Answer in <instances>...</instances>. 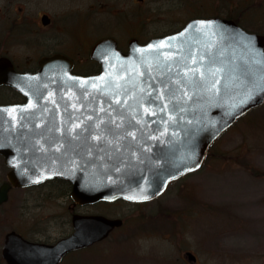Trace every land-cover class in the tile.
Returning <instances> with one entry per match:
<instances>
[{
  "label": "water",
  "instance_id": "water-1",
  "mask_svg": "<svg viewBox=\"0 0 264 264\" xmlns=\"http://www.w3.org/2000/svg\"><path fill=\"white\" fill-rule=\"evenodd\" d=\"M94 44L96 74L54 58L24 86V105L0 107V153L18 184L70 183L77 203H140L197 170L208 147L264 103V36L222 19H192L178 32ZM76 227L67 248L104 238L119 220ZM62 247V245L60 246Z\"/></svg>",
  "mask_w": 264,
  "mask_h": 264
},
{
  "label": "flooded vegetation",
  "instance_id": "flooded-vegetation-1",
  "mask_svg": "<svg viewBox=\"0 0 264 264\" xmlns=\"http://www.w3.org/2000/svg\"><path fill=\"white\" fill-rule=\"evenodd\" d=\"M124 1L0 0V107L26 104L28 97L18 86L32 81L49 60L57 58L64 64L63 70L74 76L87 77L100 71V63L91 55L96 42L112 39L123 53L127 47H120L119 40H126L127 46L129 41L140 43L151 20L148 22L138 9L129 10ZM209 1L213 12L208 9L206 13L195 14L176 30L153 36L147 41L176 33L192 19H222L247 31L241 25V18L237 19V6L233 0L227 1L222 12L221 0ZM11 172L12 167L6 164L5 156L0 153V264H108L99 248L123 226L124 221L110 218L102 208V211H93V206L107 208V205L118 201L141 206L157 199L177 181L168 184L158 197L146 202L118 199L81 204L74 200L71 185L65 180L50 179L22 185L13 181ZM96 217L119 220L120 225L113 227L104 238L84 247L64 249L67 248L64 242L76 235V227L84 225L92 238L93 229L100 225ZM167 225L171 226L168 222ZM216 231L207 233H214L211 236L220 238L221 246H228L226 236L221 237ZM182 232L190 233L191 239L195 240L204 238L205 233L196 226L171 228L170 235L179 237L180 248L174 259L159 263L205 264L198 251L189 250L187 242L182 239ZM211 238L207 237L210 241ZM223 257L228 262L216 261L217 264H230L231 258Z\"/></svg>",
  "mask_w": 264,
  "mask_h": 264
},
{
  "label": "rangeland",
  "instance_id": "rangeland-1",
  "mask_svg": "<svg viewBox=\"0 0 264 264\" xmlns=\"http://www.w3.org/2000/svg\"><path fill=\"white\" fill-rule=\"evenodd\" d=\"M227 1L221 0V12ZM124 2L151 20L140 43L176 30L195 14L214 11L209 0ZM233 2L241 25L264 36V0ZM118 44L127 47L126 40ZM107 206H93V211L102 208L110 218L124 221L99 248L108 264H163L159 262L174 259L180 239L172 238L170 231L177 226L205 231L204 238L196 240L182 232L189 250L198 251L205 264L228 262L223 256L231 258L230 264H264V103L237 119L209 147L200 168L170 184L157 199L141 206L122 201ZM167 222L171 226H165ZM214 229L226 236L228 246L207 233Z\"/></svg>",
  "mask_w": 264,
  "mask_h": 264
}]
</instances>
